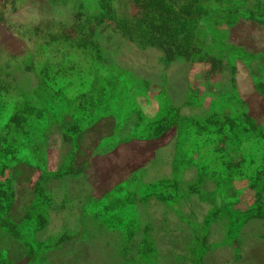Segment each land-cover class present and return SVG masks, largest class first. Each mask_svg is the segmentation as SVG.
Masks as SVG:
<instances>
[{"label": "rangeland", "instance_id": "1", "mask_svg": "<svg viewBox=\"0 0 264 264\" xmlns=\"http://www.w3.org/2000/svg\"><path fill=\"white\" fill-rule=\"evenodd\" d=\"M263 1L200 5L242 13ZM189 11L194 0H0V196L7 200L0 264H194V255H172L194 249L191 234L175 248L169 236L154 243L149 227L136 228L123 243L128 231L117 223L132 220V207L97 199L113 193L117 179L108 151L132 139H150L129 149L137 163L164 160L150 164L152 175L158 166L166 176L182 167L185 177L211 174L223 193V220L249 217L257 223L247 226L264 236V85L254 88L238 63L240 97L222 90V71L211 97L201 88L184 96L179 59ZM252 29L238 31L247 41ZM256 79L264 82V70ZM181 190L167 207L189 222L194 202L208 197ZM159 197L150 207L161 212ZM138 200L130 223H143Z\"/></svg>", "mask_w": 264, "mask_h": 264}, {"label": "crops", "instance_id": "2", "mask_svg": "<svg viewBox=\"0 0 264 264\" xmlns=\"http://www.w3.org/2000/svg\"><path fill=\"white\" fill-rule=\"evenodd\" d=\"M215 4L217 3L215 2ZM215 7V9H207L206 12L201 14L194 13L192 17L191 35L193 40L188 44L189 50L187 49L190 51L191 56L182 55L179 59V62L186 67L183 77V83L185 84L183 95L185 96L187 93V97L190 94L194 97V90L198 88L204 91L206 97H211L214 93V87L219 85L214 84L213 76L215 77V74L219 75V71L224 72L227 78L218 82L221 83V88L225 94L240 97V93L236 88L238 84L236 83L243 79L240 80L239 78L242 73L238 72V63L246 69V77L249 78L250 84L254 88L258 80L256 79L257 71L262 73L261 61H264V1L257 4V6L246 5L242 13H235L232 9L230 11L227 9L221 10L220 5H215ZM241 24H248L253 27L250 30V39L247 41L242 36L245 31H238ZM246 36L248 35L246 34ZM200 45H203L204 48H201ZM160 62L162 65L169 63L168 61ZM163 77L166 78L165 75H162V79ZM128 118L124 120L127 126ZM149 140L132 139L127 143H120L108 151L109 153L114 152L116 155L111 166L117 169V179L114 181V185L111 186L113 193L108 190V192L97 195V199H100L99 202L102 203L118 201L116 204L118 206L125 207L124 204H127L132 207V220L119 219L120 221L117 223L119 228L123 227L128 231L125 237L122 236L124 237L123 243L129 241L130 233L136 228L144 229L145 233L146 228L149 227L150 231L146 232L153 242L155 237L169 236L171 240H174L175 248L181 243L183 233L191 234L194 249L189 248L186 253L182 251L180 253L174 252L172 255H194V264H198L196 262L205 259V257L211 260V264H264V236L262 233L251 230L250 225L247 226L249 223H257V221H250L249 217L245 216L233 220H223L226 216L225 206L220 205V198L223 193L220 192L218 182L211 174L194 173L193 171L190 172L191 175L185 177V173L182 172L185 167H182L179 170L178 177L173 176L174 172L166 176L163 174L164 171L161 170V167L158 166L155 170L153 169L155 175H152L150 164L155 162L160 164L164 160L159 158L152 160L150 158L139 163L135 161V157L129 149L134 146L135 142L144 144ZM173 163L178 164L174 160ZM136 179L139 181L137 188L135 187ZM173 181L174 188H171L167 184ZM180 190L183 192L190 190L192 192L193 190L194 199L198 198L199 195L208 197L200 200L201 204L197 203L196 205L194 202V213H189L187 216L190 217L189 222L183 217L182 210L179 207H167L173 199L172 196H175V198L179 196ZM116 191L117 193H115ZM124 192L127 194L125 200H117V197L124 194ZM187 193L191 194L190 192ZM86 195L89 196L87 193ZM156 195L160 197L155 199L163 203L162 206H165L161 212L150 207L153 204H151L150 198ZM136 196L139 197L138 202L143 205V210L145 209L142 224L140 219L130 223L135 219ZM156 212L157 220H155ZM170 213L172 215L169 217ZM131 243L133 244L134 241ZM125 252L126 254L130 253L129 249L123 251L122 254ZM160 254L161 251L156 254L150 252L139 253V255Z\"/></svg>", "mask_w": 264, "mask_h": 264}, {"label": "trees", "instance_id": "3", "mask_svg": "<svg viewBox=\"0 0 264 264\" xmlns=\"http://www.w3.org/2000/svg\"><path fill=\"white\" fill-rule=\"evenodd\" d=\"M189 2H191V1H193V0H188ZM201 2H202V0H194V11H189L188 12V15H183V17H182V19H183V21L184 22H188V21H192V17L194 16V13H197V14H201V13H204V12H206L207 11V9H215L216 7L215 6H212L211 5V2H209V3H207V4H205V5H200L201 4ZM191 27H192V24H190L188 27H184L183 26V31H184V38H186L185 39V42H186V44H184L183 46H182V51H181V54H180V56H191V53H190V51H188L189 49H188V44H189V42H190V36H192L191 35ZM187 39H189V40H187ZM186 45V47L183 49V47ZM188 49V50H187ZM264 70V67H262V71ZM257 85L258 86H263L264 85V82H262V81H260V80H257ZM33 145V148L37 151V152H39V146H37V144L35 143H33L32 144ZM7 206V200H6V197H1L0 196V216H1V214L3 213V211H4V209H5V207ZM1 218V217H0Z\"/></svg>", "mask_w": 264, "mask_h": 264}]
</instances>
